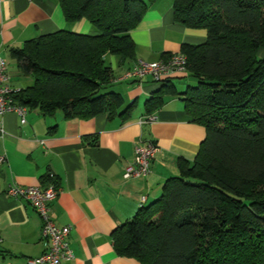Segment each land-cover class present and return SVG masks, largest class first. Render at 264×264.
I'll return each instance as SVG.
<instances>
[{"label":"trees","instance_id":"16d2710c","mask_svg":"<svg viewBox=\"0 0 264 264\" xmlns=\"http://www.w3.org/2000/svg\"><path fill=\"white\" fill-rule=\"evenodd\" d=\"M56 2L67 21L85 18L97 33L59 30L12 49L33 78L12 98L66 117L112 114L123 98L106 90L113 72L105 55L134 58L130 31L157 0ZM172 6L174 20L204 30L205 41L182 44L185 72L159 80L144 114L178 96L205 137L193 159L178 160L177 175L164 181L159 197L113 231L114 250L141 264H264V0H172ZM176 76L195 84L178 91Z\"/></svg>","mask_w":264,"mask_h":264},{"label":"crops","instance_id":"0c3cea01","mask_svg":"<svg viewBox=\"0 0 264 264\" xmlns=\"http://www.w3.org/2000/svg\"><path fill=\"white\" fill-rule=\"evenodd\" d=\"M59 30L97 33L85 18L67 21L56 0H0V55L7 62L12 87L24 88L33 78L20 70L11 50ZM130 36L135 44L133 59L121 62L116 55H105L113 72L106 90L123 98L112 114L66 117L61 109L44 113L26 107L24 123L13 111L0 114L4 129V134L0 131V155L6 158L0 164V264H28L29 258L46 250L39 214L24 199L8 195L7 187L45 188L50 182L59 188L50 205L53 220L58 226H71L72 257L62 264H141L115 252L112 233L140 207L159 197L164 181L177 175L180 158L195 157L205 129L190 120L178 96L165 97L152 112L156 119L140 124L144 101L162 82L125 74L139 59L165 60L180 52L183 43L204 42L205 31L176 22L172 0H157ZM183 78H172L178 91L185 89L178 87ZM129 105L131 110L125 111ZM139 137L154 140L159 151L146 176L124 178V167L132 162Z\"/></svg>","mask_w":264,"mask_h":264},{"label":"built area","instance_id":"2783aa9c","mask_svg":"<svg viewBox=\"0 0 264 264\" xmlns=\"http://www.w3.org/2000/svg\"><path fill=\"white\" fill-rule=\"evenodd\" d=\"M7 62L0 55V114L8 111L15 112L24 123L26 106L14 102L12 96L20 89L12 87L8 82L6 74ZM186 70V57L183 53L177 52L170 55L165 60L147 62L137 60L126 72V77H134L138 80L149 78L159 81L164 77H169ZM156 119L154 113L144 114L140 117V124L151 123ZM0 131L4 134V129L0 126ZM159 147L152 139L139 137L134 146V157L131 163L124 167L123 177H141L150 172V163L158 153ZM6 160L4 155H0V164ZM6 193L14 198L27 201L39 214L41 225V238L46 244V250L39 256L29 258L28 264H62L63 261L72 257L69 247L68 235L71 230L69 224L58 226L51 212V202L59 194V188L52 182L45 188L38 185L22 186L11 184L7 187Z\"/></svg>","mask_w":264,"mask_h":264},{"label":"rangeland","instance_id":"374dc122","mask_svg":"<svg viewBox=\"0 0 264 264\" xmlns=\"http://www.w3.org/2000/svg\"><path fill=\"white\" fill-rule=\"evenodd\" d=\"M183 79H185V80L182 82V86L178 85L179 88H185V86L187 85V81H189V79H190V82H188V84H195V80L193 78H191V77H185ZM104 91L105 90L102 89L101 92H104Z\"/></svg>","mask_w":264,"mask_h":264}]
</instances>
